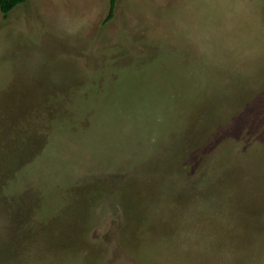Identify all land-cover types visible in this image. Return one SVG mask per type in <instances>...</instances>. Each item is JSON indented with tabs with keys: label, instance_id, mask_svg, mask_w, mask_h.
<instances>
[{
	"label": "rangeland",
	"instance_id": "obj_1",
	"mask_svg": "<svg viewBox=\"0 0 264 264\" xmlns=\"http://www.w3.org/2000/svg\"><path fill=\"white\" fill-rule=\"evenodd\" d=\"M108 6L0 12V264H264V0Z\"/></svg>",
	"mask_w": 264,
	"mask_h": 264
},
{
	"label": "trees",
	"instance_id": "obj_2",
	"mask_svg": "<svg viewBox=\"0 0 264 264\" xmlns=\"http://www.w3.org/2000/svg\"><path fill=\"white\" fill-rule=\"evenodd\" d=\"M25 0H0V12L4 17L8 15V13L18 4L23 3ZM117 0H109L108 11L105 19L103 20V24H105L108 20H110L115 11Z\"/></svg>",
	"mask_w": 264,
	"mask_h": 264
}]
</instances>
